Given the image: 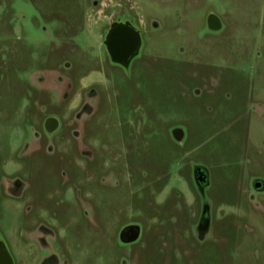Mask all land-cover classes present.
Returning a JSON list of instances; mask_svg holds the SVG:
<instances>
[{
	"label": "rangeland",
	"instance_id": "obj_1",
	"mask_svg": "<svg viewBox=\"0 0 264 264\" xmlns=\"http://www.w3.org/2000/svg\"><path fill=\"white\" fill-rule=\"evenodd\" d=\"M125 22L127 68L104 45ZM0 244L12 264H264V0H0Z\"/></svg>",
	"mask_w": 264,
	"mask_h": 264
},
{
	"label": "water",
	"instance_id": "obj_2",
	"mask_svg": "<svg viewBox=\"0 0 264 264\" xmlns=\"http://www.w3.org/2000/svg\"><path fill=\"white\" fill-rule=\"evenodd\" d=\"M215 18L209 17V25L213 26ZM216 29L215 27H212ZM141 44L140 33L135 30L129 23H113L108 29L104 45L110 60L117 65L127 68L131 60L138 54ZM57 121L54 118H48L45 121V129L48 132L57 128ZM193 179L200 191L208 184V171L201 167H195L193 170ZM260 182L255 183V188H260ZM139 236V227L129 225L124 227L119 233V239L123 243H132ZM0 264H12L11 257L4 245L0 244Z\"/></svg>",
	"mask_w": 264,
	"mask_h": 264
}]
</instances>
